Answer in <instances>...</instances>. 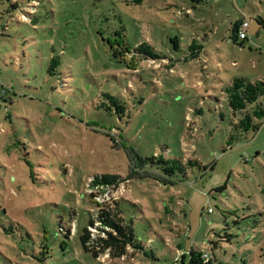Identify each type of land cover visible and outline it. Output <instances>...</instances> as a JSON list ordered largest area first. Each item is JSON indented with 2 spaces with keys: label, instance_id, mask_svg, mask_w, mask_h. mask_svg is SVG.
Masks as SVG:
<instances>
[{
  "label": "rangeland",
  "instance_id": "374dc122",
  "mask_svg": "<svg viewBox=\"0 0 264 264\" xmlns=\"http://www.w3.org/2000/svg\"><path fill=\"white\" fill-rule=\"evenodd\" d=\"M258 17L264 0H0V264H264V133L223 92L264 81ZM155 157L197 164L169 179Z\"/></svg>",
  "mask_w": 264,
  "mask_h": 264
},
{
  "label": "trees",
  "instance_id": "16d2710c",
  "mask_svg": "<svg viewBox=\"0 0 264 264\" xmlns=\"http://www.w3.org/2000/svg\"><path fill=\"white\" fill-rule=\"evenodd\" d=\"M133 50L132 48H130ZM204 47L193 43L189 48V55L185 60H197L200 58ZM139 57L143 60H161L164 59L159 56L153 49L148 45H142L138 49L133 50ZM116 57V56H115ZM117 58V57H116ZM54 63V62H53ZM224 94L227 96L229 106L234 111L235 115L240 116L238 123L234 125V128L239 132L248 133L250 130L257 132L264 121V107L260 101L264 97V81L261 80H249L244 77H235L231 80L227 86L223 89ZM121 110L124 108L119 107ZM235 139V136H231V141ZM149 162L155 165L166 178H173L174 175L179 171L181 173L187 174L188 166H194L197 162L189 161L188 165H184L179 160H166L162 157H155L152 159H147L144 163ZM117 176L102 175L94 178L96 182H91L93 186L95 185H108L110 181L117 179ZM223 187L218 190L225 189ZM101 221L107 226L112 227L115 230L116 237H114V242H120L125 247L130 246L134 249H141L140 246L134 245L135 233L133 227L128 223L125 218L119 219L116 222L110 216H101ZM90 239L88 235L87 228L81 237V242L87 250L85 243ZM88 251V250H87ZM203 255L195 251L191 252V259H189V264H205L203 262Z\"/></svg>",
  "mask_w": 264,
  "mask_h": 264
},
{
  "label": "crops",
  "instance_id": "0c3cea01",
  "mask_svg": "<svg viewBox=\"0 0 264 264\" xmlns=\"http://www.w3.org/2000/svg\"><path fill=\"white\" fill-rule=\"evenodd\" d=\"M258 22H259L261 25L264 24V21H263V19H262L261 17H258ZM241 23H243V22H241ZM240 25H241V24H240ZM240 25H239V26H240ZM251 34H255V30H253L252 25H249V28H248V30H247V38L245 39V41H249V36H250ZM255 36L258 37V34H256ZM258 40H260V39H258ZM243 41H244V40H243ZM256 47H257L256 49H259V51H260V56H261V58L263 59V57H264V39L258 41L257 44H256ZM256 66H257V69H258L259 66H260V64H257ZM255 68H256V67H255ZM260 77H262L261 74H260V76H259L258 78H255V79L263 80V77H262V78H260ZM261 128H262V130H261L260 134L264 133V123H262Z\"/></svg>",
  "mask_w": 264,
  "mask_h": 264
},
{
  "label": "built area",
  "instance_id": "2783aa9c",
  "mask_svg": "<svg viewBox=\"0 0 264 264\" xmlns=\"http://www.w3.org/2000/svg\"><path fill=\"white\" fill-rule=\"evenodd\" d=\"M249 28V23L248 22H243L241 25L238 27V36L240 40H245L247 38V30Z\"/></svg>",
  "mask_w": 264,
  "mask_h": 264
}]
</instances>
